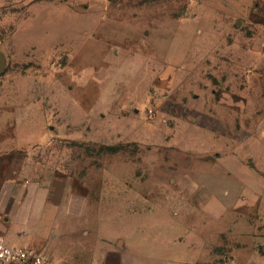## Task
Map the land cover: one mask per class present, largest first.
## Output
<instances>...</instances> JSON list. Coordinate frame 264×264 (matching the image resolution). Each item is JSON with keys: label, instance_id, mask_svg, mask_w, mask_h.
<instances>
[{"label": "rangeland", "instance_id": "obj_1", "mask_svg": "<svg viewBox=\"0 0 264 264\" xmlns=\"http://www.w3.org/2000/svg\"><path fill=\"white\" fill-rule=\"evenodd\" d=\"M24 139L140 264H264V0H0V142Z\"/></svg>", "mask_w": 264, "mask_h": 264}, {"label": "crops", "instance_id": "obj_2", "mask_svg": "<svg viewBox=\"0 0 264 264\" xmlns=\"http://www.w3.org/2000/svg\"><path fill=\"white\" fill-rule=\"evenodd\" d=\"M35 140L0 142V153L26 149V167L0 178V237L11 246L31 247L49 264H140L132 234L111 227L118 213L98 210L85 191L52 173L43 176L33 162ZM0 154V155H1ZM129 224V215L127 216ZM8 244V243H7Z\"/></svg>", "mask_w": 264, "mask_h": 264}, {"label": "built area", "instance_id": "obj_3", "mask_svg": "<svg viewBox=\"0 0 264 264\" xmlns=\"http://www.w3.org/2000/svg\"><path fill=\"white\" fill-rule=\"evenodd\" d=\"M0 264H49L44 254L31 247L11 246L0 237Z\"/></svg>", "mask_w": 264, "mask_h": 264}]
</instances>
